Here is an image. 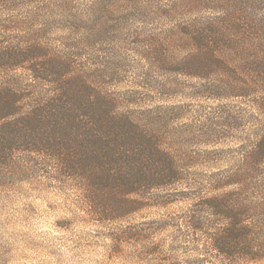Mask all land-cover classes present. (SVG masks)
I'll return each instance as SVG.
<instances>
[{"label": "rangeland", "instance_id": "374dc122", "mask_svg": "<svg viewBox=\"0 0 264 264\" xmlns=\"http://www.w3.org/2000/svg\"><path fill=\"white\" fill-rule=\"evenodd\" d=\"M213 1L17 0L10 10L0 8V23L21 25L3 33V43L28 33L27 42L70 61L69 74L86 76L117 112L141 116L166 106L167 141L182 173L177 184L148 192L152 202L138 210L107 212L102 193L89 197L84 182L50 153L0 155V264H230L186 219L200 210L201 199L219 193L216 181L250 163L264 130V113L254 106L264 99V0ZM227 11L246 26L235 42L237 51L247 50L226 52L228 67L179 72L157 62L192 59L196 53L173 30ZM257 23L263 30L250 37L247 25ZM30 82L25 69L0 71V83L28 91ZM249 84L256 85L250 96H236L234 89Z\"/></svg>", "mask_w": 264, "mask_h": 264}, {"label": "trees", "instance_id": "16d2710c", "mask_svg": "<svg viewBox=\"0 0 264 264\" xmlns=\"http://www.w3.org/2000/svg\"><path fill=\"white\" fill-rule=\"evenodd\" d=\"M13 1L17 0H0V8L12 9ZM192 2L198 4V0ZM224 14V18L185 23L173 30L182 37L177 42L196 53L192 59L168 57L157 62L179 72L228 67L226 52L236 50V55H244L247 51L244 47L240 49L244 53L237 51L235 42L246 26L231 20L233 13ZM16 23H0V71L25 69L31 82L28 91L18 83H0V155L9 159L16 151L50 153L84 182L89 197L102 193L107 212L118 208L136 211L151 201L145 197L148 192L179 182L181 167L167 141L166 106L145 110L142 117L117 112L114 101L97 91L86 76L69 74L70 61L52 55L42 43L27 42L28 33L18 31V38L3 43V33L21 26ZM250 26V37L263 30L258 23ZM95 32L100 35L102 25ZM41 85L49 90L42 91ZM254 88L256 85L249 84L234 90L236 96L248 97ZM254 106L264 113V99ZM249 160L226 179L216 181L213 190L219 193L201 199L200 210L186 219L188 228L201 235L207 248L230 264L264 262V130L258 134ZM160 202L153 203H170Z\"/></svg>", "mask_w": 264, "mask_h": 264}]
</instances>
